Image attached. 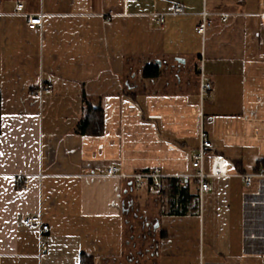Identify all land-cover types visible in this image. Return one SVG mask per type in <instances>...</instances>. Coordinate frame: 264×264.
Masks as SVG:
<instances>
[{
  "label": "crops",
  "instance_id": "obj_1",
  "mask_svg": "<svg viewBox=\"0 0 264 264\" xmlns=\"http://www.w3.org/2000/svg\"><path fill=\"white\" fill-rule=\"evenodd\" d=\"M173 4L185 14L159 25ZM262 16L264 0H0V264H124L136 242L123 227L140 211L157 223L140 264H264ZM157 61L161 76L144 79ZM84 99L104 111L100 137L75 131ZM200 124L207 168L221 158L227 175L201 198L186 183L196 214H165L153 180L118 177L192 172ZM32 216L46 233L22 224Z\"/></svg>",
  "mask_w": 264,
  "mask_h": 264
},
{
  "label": "built area",
  "instance_id": "obj_2",
  "mask_svg": "<svg viewBox=\"0 0 264 264\" xmlns=\"http://www.w3.org/2000/svg\"><path fill=\"white\" fill-rule=\"evenodd\" d=\"M18 8L21 7V5L17 6ZM185 14L183 6L180 4H173L165 14L158 15L153 14V16L156 18V22L159 25H163L165 22V19L170 17H180ZM201 20L195 27V33L199 36H204L205 31L208 27L212 25V20L208 18V14L205 10H203L200 14ZM264 19V16L261 17ZM42 20L40 17L35 18H29L28 19V28L30 30L35 29L37 26L41 25ZM46 88L41 87V91H44ZM211 90V85L209 83H202L200 84V99L202 100L205 96V94L208 93V91ZM197 116L202 117V113L198 112L196 113ZM200 141L197 149L195 150V153L189 160V165L192 170V172H186V171H180V170H165L160 167H158L157 170H154L147 174H128L124 172H120L118 174V177L123 179H129L133 180L136 184H141L143 180H153L152 187L156 190L160 189V180L162 178H176L179 180V184L181 186H184L187 181H193L195 185L199 189V198L202 197L204 193L209 191L210 189V183L209 179L211 178H217L220 176H226L227 175V162L224 161L221 158L218 157H210V165L206 166V160L209 157V151L212 148L211 142L207 139V135L204 132L202 128V124H200ZM107 175H116L115 174V168H109L107 170ZM262 172L257 175H242L244 185L246 187H249L250 183L252 182V179L254 177H262ZM15 181L17 184L22 185V188L25 190L27 189L26 179L22 176H17L15 178ZM22 224L28 228L32 227H38L39 232L41 234H44L47 232L48 228L46 225H43L41 222V219L39 216H32L28 218H24L22 220ZM42 245L43 242L41 243Z\"/></svg>",
  "mask_w": 264,
  "mask_h": 264
},
{
  "label": "trees",
  "instance_id": "obj_3",
  "mask_svg": "<svg viewBox=\"0 0 264 264\" xmlns=\"http://www.w3.org/2000/svg\"><path fill=\"white\" fill-rule=\"evenodd\" d=\"M161 74V68H159L158 64L153 62L144 64L141 68L142 77L150 81L158 79ZM193 75H197L196 71H194ZM130 96L134 99V94ZM104 121L103 109L99 105H93L88 99H84L83 116L76 125L75 131L82 136L100 137L103 134ZM151 182L153 183V181ZM186 183H188V181ZM160 185V189L158 190L159 196L160 198L167 199V207L163 210V213L168 215L197 213L198 195L197 193L194 194L190 192V186L188 184L180 186L179 180L176 178H162L160 180ZM81 264H94L93 258L83 256Z\"/></svg>",
  "mask_w": 264,
  "mask_h": 264
},
{
  "label": "flooded vegetation",
  "instance_id": "obj_4",
  "mask_svg": "<svg viewBox=\"0 0 264 264\" xmlns=\"http://www.w3.org/2000/svg\"><path fill=\"white\" fill-rule=\"evenodd\" d=\"M127 208V209H126ZM125 210L128 211H132L134 210L132 207L126 206ZM133 218L137 219V221L139 222V229H140V234L137 235V239L139 242V248L136 249V244L133 243L132 247L135 250L134 254L130 253L127 258H126V262L124 264H140V261L138 260L139 257L141 256V253H143V245L144 242L146 240V238H149L151 241L150 247L153 246L152 244V235L153 232L155 231V228L157 226V223H155V220H149L148 218H146L145 216H143V214H137V213H133L132 214ZM149 236V237H148ZM146 250V249H144Z\"/></svg>",
  "mask_w": 264,
  "mask_h": 264
},
{
  "label": "rangeland",
  "instance_id": "obj_5",
  "mask_svg": "<svg viewBox=\"0 0 264 264\" xmlns=\"http://www.w3.org/2000/svg\"><path fill=\"white\" fill-rule=\"evenodd\" d=\"M13 1H15V0H13ZM143 213L144 212H141V211L139 212V214H143ZM126 219H128L127 220L128 223L126 222L124 224V227H123L124 240L126 241L129 238L130 242L131 241L132 242H136L135 243L136 244V249H138L139 247H137L138 246V244H137V242H138L137 235L140 234V229L138 227L139 222L137 221V219L133 218L132 214L128 215ZM132 237H133V239H132ZM146 247H147V245H145L144 248H146ZM142 250L144 252V249H142ZM134 251L135 250L133 249V252H132L133 254H134Z\"/></svg>",
  "mask_w": 264,
  "mask_h": 264
},
{
  "label": "water",
  "instance_id": "obj_6",
  "mask_svg": "<svg viewBox=\"0 0 264 264\" xmlns=\"http://www.w3.org/2000/svg\"><path fill=\"white\" fill-rule=\"evenodd\" d=\"M178 62H180L182 64L184 63L182 60H178ZM156 64L160 65V63L158 61L156 62Z\"/></svg>",
  "mask_w": 264,
  "mask_h": 264
}]
</instances>
